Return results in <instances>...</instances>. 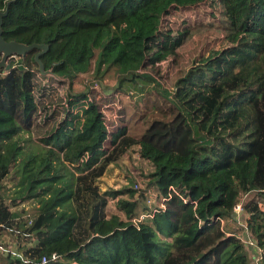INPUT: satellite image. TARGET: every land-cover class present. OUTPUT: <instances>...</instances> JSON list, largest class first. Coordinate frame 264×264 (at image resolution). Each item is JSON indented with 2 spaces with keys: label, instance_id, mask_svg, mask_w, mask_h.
<instances>
[{
  "label": "trees",
  "instance_id": "1",
  "mask_svg": "<svg viewBox=\"0 0 264 264\" xmlns=\"http://www.w3.org/2000/svg\"><path fill=\"white\" fill-rule=\"evenodd\" d=\"M10 2L23 0H0V12ZM208 4L224 11L229 29L238 33L236 43L194 60L173 92L162 93L175 117L154 121L139 138L127 127L110 133L103 98L86 94L90 104L82 132L63 135L72 121V81L42 74L38 49L7 58L0 66V138L13 130L3 123L13 120L52 150L27 152L16 142L0 163V241L11 239L34 261L61 256L49 264H253L241 234L264 248V0H58L35 31L3 36L52 47L92 30L90 58L100 54L103 64L116 70L119 89L140 83L158 88L148 72L149 45L161 38L172 13ZM69 73L73 78V70ZM81 141L76 158H91L75 166L67 154ZM133 147L154 167L146 190L103 189L108 170ZM68 163L76 173L73 187L64 182ZM11 188H24V195L7 202ZM152 188L164 207L136 223ZM28 195L40 202L31 224L29 210L13 211ZM246 195L251 198L243 202ZM111 201L118 213L109 212ZM221 220L231 225L223 227ZM0 264L21 263L0 254Z\"/></svg>",
  "mask_w": 264,
  "mask_h": 264
},
{
  "label": "rangeland",
  "instance_id": "2",
  "mask_svg": "<svg viewBox=\"0 0 264 264\" xmlns=\"http://www.w3.org/2000/svg\"><path fill=\"white\" fill-rule=\"evenodd\" d=\"M57 3L58 0H33L32 2L23 0L19 5H7V14L3 17V35L4 32L10 31L13 35L23 36L35 31L40 21H45L44 17H48L55 10ZM221 12L224 11L214 4H208L207 7L199 8V10L172 13L167 18L161 38L149 45L152 65L148 72L156 79L158 88L151 83L142 85L140 83V86L125 85L123 89H119L116 70L106 67L100 54H97L95 58H90L88 45L93 37L92 30L65 37L55 46L42 47L43 50L37 53L36 58L38 57L39 67L42 65L44 68V73L47 76L65 78L67 82L72 81L70 92L73 95L71 99L73 115L72 121H69V129L63 135L74 129L78 133L82 132L86 121L83 111L90 104L88 97L83 96L84 94L91 97L95 95L97 99L103 98L102 111L105 115V125L110 133L117 127H127L129 135L139 138L154 121H171L176 115V110L163 98L162 93L173 92L176 82L185 76L194 60H205L210 55L219 53L227 46L236 43L238 33L229 29V22L225 18L227 16ZM5 41L17 43L23 49L27 47L16 40L7 41L5 39ZM70 70L74 72V79L70 76ZM7 125H12L13 130L3 139L0 138V163H5L6 157L16 142L22 144L27 152L52 150L47 148L48 144L45 140L36 139L32 134L20 130L13 120L3 123V126ZM83 143L84 141L75 144L67 154L75 166L78 163L85 165L91 158L89 154L83 156L82 159L76 158V149ZM105 147V149L108 148L107 143ZM126 157L125 161L117 163L108 170L107 175L102 179L103 189L121 190L131 187L137 191L146 190L154 167L142 158L140 147H133ZM68 167L65 168V173L69 177L64 182L73 187L76 173L70 168L69 163ZM141 176L143 181L140 180ZM137 184L141 186V190L136 188ZM24 192V188L8 189L6 191L7 202L19 199ZM250 198L251 195H246L242 197V200L246 202ZM25 199L13 211L25 208L32 215H36L40 209L38 199L33 195H28ZM160 206L159 192L156 188H152L139 207L137 221L142 217L145 219L147 212ZM109 212L117 213L118 211L115 206L110 205ZM120 215L124 217L123 214ZM245 219L246 217L241 213L238 218L241 224L245 223ZM226 224L231 225L228 220L224 221L223 227ZM241 237L251 240L246 232H243ZM249 250L254 255L255 249L250 247Z\"/></svg>",
  "mask_w": 264,
  "mask_h": 264
},
{
  "label": "built area",
  "instance_id": "3",
  "mask_svg": "<svg viewBox=\"0 0 264 264\" xmlns=\"http://www.w3.org/2000/svg\"><path fill=\"white\" fill-rule=\"evenodd\" d=\"M138 190H141L140 185H135ZM173 191H175L173 189ZM150 202V201H149ZM161 207H164L161 205ZM242 210L241 206H237L235 208V211L239 214ZM156 212V209L153 210L150 214H147L145 217L150 218L152 217L153 213ZM38 216V213L36 215H32L31 212L29 214V218L26 219L27 223L31 224L35 217ZM144 217L141 218V220L137 221L135 219L136 223H139L145 219ZM221 223L224 224V220H221ZM247 243L249 244L250 247H253L255 249L254 253V262L253 264H264V248H259L257 247L256 243L253 242L252 240H247ZM0 254L5 256V257H12L13 259L19 260L21 264H49L50 262L52 263H57L61 261V256H59L57 253H54L50 256H43L37 261H34L30 258H26L23 253L18 249L17 244L14 243L11 239L9 238H4L2 241H0Z\"/></svg>",
  "mask_w": 264,
  "mask_h": 264
},
{
  "label": "water",
  "instance_id": "4",
  "mask_svg": "<svg viewBox=\"0 0 264 264\" xmlns=\"http://www.w3.org/2000/svg\"><path fill=\"white\" fill-rule=\"evenodd\" d=\"M10 4L11 2L8 4V6ZM6 14H7V10H5L4 12H0V54H3L2 61L0 62V66H6V61L9 56H12V55L25 56L28 52L34 49L43 50L41 49L42 47H47V45H31V46L26 45L27 47L23 49L21 45L17 43L6 42L3 37V29H2L3 28V17H5ZM36 61L38 62V57L36 58ZM43 70L44 68H42V65H40V71L42 72V74L46 75V73H44Z\"/></svg>",
  "mask_w": 264,
  "mask_h": 264
},
{
  "label": "crops",
  "instance_id": "5",
  "mask_svg": "<svg viewBox=\"0 0 264 264\" xmlns=\"http://www.w3.org/2000/svg\"><path fill=\"white\" fill-rule=\"evenodd\" d=\"M138 148H139V147H138ZM112 204H115V205H112ZM110 205H111V206H115V209H116V201H111V202H110ZM110 205H109V206H110ZM117 213H118V212H117Z\"/></svg>",
  "mask_w": 264,
  "mask_h": 264
}]
</instances>
